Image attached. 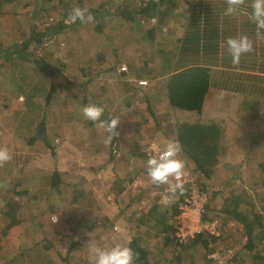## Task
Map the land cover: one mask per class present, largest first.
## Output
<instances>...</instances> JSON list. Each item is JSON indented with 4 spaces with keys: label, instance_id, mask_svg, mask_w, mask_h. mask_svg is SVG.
<instances>
[{
    "label": "crops",
    "instance_id": "obj_1",
    "mask_svg": "<svg viewBox=\"0 0 264 264\" xmlns=\"http://www.w3.org/2000/svg\"><path fill=\"white\" fill-rule=\"evenodd\" d=\"M122 1L127 3L131 0ZM185 2L187 4L186 9L189 8V10L185 9V13L181 16L175 15L178 18L175 19L177 22L174 25L167 23L164 25L165 36L171 32L175 37L174 42L176 44L173 43L171 49L169 46L163 45V42H158L156 45L148 43L150 35L155 37V34L160 31L159 28L155 27V29L153 28L154 31L152 29L143 33L142 45L136 50L140 54L139 56L136 55L137 57L132 54V50L135 51V44L129 45L132 46V50L128 49L129 46H127L125 51L117 46L118 38L126 35L118 29L102 32L90 30L91 32H87L82 29L68 28L59 34H54L55 39H58L57 43L62 41V44L70 41V38L65 36L71 33L72 35L79 34L88 37L82 42L85 49H81L84 47L83 45L77 46V48L80 47L81 65L75 66L79 68L76 71H81L82 74L76 77H71V73L70 77L69 75L64 77L61 74V70H66L67 64H71L68 58L72 55L70 52H74L73 49L76 48L74 43L71 45L67 43L65 50L63 48L58 50L62 57L58 56V59L55 60L60 63L61 70L54 69L51 61H49V59H54V51L41 59L35 57L36 60L34 61L33 56V61H24L29 65L34 63L30 67L27 65L15 67L16 74L19 73V75H16L14 82L16 85L18 84V87H16V93L8 99L11 102L9 104L13 105L11 109H14V111L11 110L12 114L10 113L13 124L8 125L10 127L7 131L5 130L6 133L0 126V140L3 145L8 149L13 146V155L18 159L24 153H29V157H32L35 151L40 150L43 154L46 153V150L50 151L55 155L58 162L57 166L53 172L42 170L40 180H46L49 185H52L54 191L62 193V195L66 194V190L62 189L67 185L65 182L69 181L70 184L73 181V185L76 184V187L81 191L83 189L87 196L89 184L93 180H99L96 172L102 168H106L108 172H114L116 171L114 168L116 164L125 162L131 165L137 164L141 168H137L138 171L144 173L147 167V158L156 154L151 147L152 143L156 142L162 147L163 142L168 139L178 140V128L189 124L194 125L193 122L197 116L199 118L200 114L203 117L202 120L199 119L200 123L204 124L207 132L209 131L207 127L213 123L216 127L211 133L221 134L218 147H221V150L226 146L230 147L231 150L225 158H231L228 155L231 151L233 152L234 148L251 149L253 148L252 142L264 140V133L262 136L258 135L262 131L259 132L258 128L262 129L264 125V114L260 116L254 111L259 104L264 105V30H258L255 21L251 18L253 0H241L235 13L227 11L229 0H201L200 3L196 0H185ZM185 2L182 1L179 6ZM179 6L177 8L181 7ZM97 11L101 13L100 8ZM95 14L98 15L96 12ZM107 15L123 19L117 15L116 9L107 11L105 15L99 14L98 18ZM169 15L171 13L163 18L170 19ZM133 16L136 19L138 14ZM128 21L131 24L134 22L133 19H128ZM194 30L210 36H213V32H215V40L208 42L207 48L205 44L194 45L189 39L187 40L188 35H191ZM240 36H247L250 39L254 51L243 55L238 64H233L231 56L227 52L226 40L230 37L239 38ZM62 38H65L64 42ZM2 44L3 42L0 43V46ZM17 44L12 43L15 46ZM185 44H189L186 47L189 52L183 47ZM87 45L91 47L87 48ZM72 46L75 48L70 50L69 47ZM194 47L197 50L201 47V52L200 56L194 55L192 57L203 60L205 66L210 68L212 94L222 93L224 95L223 98L217 99V103H226V105L227 102L231 103L230 110H227L225 114L212 109L210 111L209 105L206 103L200 114L170 107L168 104L166 80L169 75L164 76L163 71L159 73L158 70H164L168 65L170 67L175 66L178 64L177 61H181L184 57L189 59L192 51L196 50ZM152 50L158 51L161 56H149L148 53ZM171 50L174 59L172 64H168L165 56ZM122 62H126L130 67L129 72L120 71L119 66ZM41 66L48 69L52 68L54 71L57 70L55 71L57 74L50 75L48 69L42 72ZM88 67H92L94 71L82 69ZM139 67L155 68L157 72L149 70L150 74H141ZM18 68L19 71L16 70ZM140 80L148 81V85H139ZM56 95L61 99L56 98ZM90 103L104 107L103 119H107L109 116L120 118L121 122L117 128L118 135L112 141L106 142L107 132L105 128L100 127L98 122L93 123L83 116L82 108ZM216 105L211 104L210 106L215 107ZM230 113L232 114L229 115ZM247 116L258 118L253 119L249 124L245 120ZM7 121H9V117L3 120V127ZM167 124H169L168 128ZM201 134L200 132V139L208 137V133H206L207 136ZM210 136L207 144L211 146L214 136ZM258 136L261 139L258 140ZM5 138L9 141L6 142ZM31 141L34 143H29ZM191 145L194 147L193 144ZM186 146L191 147L190 144ZM115 147L119 152L118 156L112 153ZM241 153L242 151L233 156L235 162H239L240 159L238 158L243 156ZM248 153L253 157V151L248 150ZM180 156L185 160L187 158L183 151H181ZM33 157L36 158L35 155ZM222 158L224 160V157ZM187 162L189 167L194 165L191 159H187ZM211 163L213 162L211 161ZM211 166L216 170L215 162ZM55 172L59 174L62 180L61 185L57 186L58 188L54 186ZM19 183L21 185L22 181L19 180L17 184ZM73 189L69 193L74 196L73 192H76L77 189L75 187ZM79 190L77 195L80 196L81 191ZM123 219L124 225L129 223L130 228L135 227L136 229H141L149 223L147 222L148 219H135L136 223H130L131 217L127 219L123 217ZM109 220L113 221L114 219H104V223H100L98 226H103L102 229L108 228V224L111 223ZM114 221V224L122 225L118 218ZM139 231L133 233L129 240L138 237L143 244L142 233L145 231L138 233ZM149 231L147 232L149 233ZM255 238L261 242V237ZM221 240L225 242L224 251H219L213 246L207 249L204 254L203 252L196 254L195 259L192 258L191 260L185 256L187 252H183L185 255L182 254L181 264H264V251L253 248L251 243H249V247L245 245L243 248L240 247L236 251H232V246L235 248L237 240L228 237V235L224 236V233L217 241ZM242 241L240 244H243ZM201 244L208 248L213 242L207 239ZM195 247L190 250L193 251L196 249ZM154 258L158 259L157 257ZM154 258H152V264H158ZM171 264L176 263L172 262Z\"/></svg>",
    "mask_w": 264,
    "mask_h": 264
},
{
    "label": "rangeland",
    "instance_id": "obj_2",
    "mask_svg": "<svg viewBox=\"0 0 264 264\" xmlns=\"http://www.w3.org/2000/svg\"><path fill=\"white\" fill-rule=\"evenodd\" d=\"M11 1L2 0L0 2V43L3 42L6 43V46H10L15 42L18 43V48L23 47V41L28 39L29 31L35 25L40 27L43 23L47 25H55L59 22L65 23L69 12L74 7L87 8L90 13L96 12L98 15L92 14L95 18L92 23L82 24L76 22L77 24H66L64 26L66 27L65 29L75 28L86 30L87 32H91L90 30L102 32L109 29H118L122 34L125 33L126 35L118 38L117 46L125 51L127 46L135 44V51L131 48L132 46L128 47L130 50L133 49L132 54L134 56L140 55L136 50L142 45L143 33H146L153 25H157L159 22L156 24L151 23L150 20L140 22L141 18L136 17L131 24L126 17L121 19L111 15L98 18L99 14L105 15L107 11L115 9L118 16H120L121 10L126 7L133 11L139 4V0H131L127 3L122 0H43L45 2L43 5L39 4L38 0H17L14 4H20L19 7L13 6ZM186 6L187 4H182L180 8H174L170 12V19L162 17L161 25H157L160 31L155 34L154 40H152L154 43L163 42V45L169 46L170 49L173 43L176 44L173 33H167L165 36L164 25L166 23L174 25L177 22L175 19L178 18L176 16L183 15ZM39 7H41L40 10ZM98 8H100L101 13L97 11ZM186 10H189V8ZM132 13L137 15L135 12ZM162 23L164 24L162 25ZM83 32L85 33V31ZM65 37L70 38V41L64 42L65 38H62L64 42L62 44L60 39V42L57 43L58 39H55L54 34H50L43 39V43L36 48L35 52L32 48L29 51L37 59L49 56L54 51V59H49V61H51L54 69L61 70L60 63L55 60L58 59V56L62 57L58 50L62 48L65 50L67 43L69 45L74 43L77 48V46L83 45L82 42L88 38L79 34L72 35V33ZM83 46L81 49H85V45ZM90 47L87 45V48ZM73 48L75 47H69L70 50ZM75 49H73L74 52H70L72 55L68 58L71 64H67L66 70H61V74L64 77L65 75L70 77V73L72 74L71 77L81 76L82 74L81 71L77 72L79 68H76V66L81 65L80 47L76 51ZM251 51H254V46ZM148 55L161 56L158 51L154 50L149 52ZM16 61L18 65L14 66V68L21 67V65L30 67L34 64L31 63L32 65H29L19 58ZM10 63L12 62L8 61L9 65ZM122 63L127 64L126 62ZM35 66L37 65L35 64ZM14 68H9V66L4 69L0 68V126L5 133L10 127L8 125L13 124V118L10 113L14 109H11L13 105L9 104L11 102L8 99L16 93V87H18V84L16 85L14 82L16 78ZM82 69H87L90 72L94 71L92 67ZM16 70L19 71V68ZM48 71L55 73L57 70L54 71L49 68ZM162 71L160 70L159 73ZM223 96L222 93L213 95L212 89L210 90L208 101L206 102L210 111L212 109L225 114L227 110H230V102H227V105L226 103H217V99L223 98ZM56 98H58L57 95ZM211 104L217 105L211 107ZM254 111L257 115L260 114L262 116L264 114V105L259 104ZM6 117H9V121L5 122L4 128L2 123ZM251 118L247 116L245 120L250 124L253 119L258 117ZM199 119H203L201 114L199 118L197 116L193 123H199ZM205 119L207 118L205 117ZM245 124L248 125L247 123ZM168 127L169 124H167ZM209 127L214 129L216 125L210 123ZM258 129L259 132L262 130L260 133L257 130L258 135L262 136L264 125L262 129L260 127ZM213 134L214 137L211 143L213 151L210 160L213 163L215 162L216 170L214 169L210 177H206L200 171H197L193 164L190 167L191 169L194 168L193 178L206 200L207 208V214H204L200 228H198V223H194L192 226L194 229H202L201 233H207L210 237H215V240L213 241L212 238L208 239L213 242L208 248L203 247L199 243V246L197 245L196 249H193L195 252L190 249L184 251L187 253L183 255L190 260L192 258L195 259L196 254H201L202 252L204 254L207 249L213 246L219 251H224L225 242L223 240L217 241L223 236V233L224 236L228 235V237L237 240L235 248L231 244L232 251H236L240 247L243 248L245 245L249 247V243H251L253 248L264 251V140L258 136L257 139L261 140L258 141L259 143L252 142L251 146L253 148H234L233 152L231 151L230 155H228L231 158H225L231 149L226 146L221 150V147H218L221 134ZM201 139L204 141L203 143H206L210 138L204 137ZM7 141L9 140L6 139ZM0 147H5L1 140ZM9 150L12 153L13 162L11 160L6 164L0 165V264H46L49 258L53 261V264H63L64 262L69 264H92L88 248L90 240L95 241L101 247H110L115 243L129 245V237L133 233H137V230H140L138 233L145 231L142 233L143 245L150 256H152L151 258H158H154L156 263L171 264V261L177 259L178 256H182V254H178V249L175 246L166 248L163 244L164 235L160 234L164 224L161 221L164 217H167L166 221L173 226H176L175 222L178 223L180 221L182 212L174 218L172 207L174 203L172 200L174 198L178 200L179 197L176 193L173 195L167 189L164 190V185H154L147 176L146 170L144 173L143 171H138L141 168L137 164L131 165L125 162L116 164L114 166L116 171L114 172H108L106 168L100 169L96 172L99 180H93L89 184L87 196L83 189L81 191L76 187V184L73 185V181L70 184L69 181L65 182L67 185L62 189L66 190V194L62 195L54 191L51 187L52 185H49L46 180H40L42 170L55 171L58 162L53 153L46 150V153L43 154L40 150L31 149L35 151L33 156L35 155L36 158L33 156L29 157V153H24L18 159L13 155V146ZM248 150L254 152L253 157L250 156ZM241 151L243 156L238 158L240 159L239 162H235L233 156L240 154ZM112 153L115 156L119 155L116 147L112 150ZM221 156L224 157V160ZM20 168L23 169L21 170ZM143 168L145 169L144 166ZM19 180L22 181L21 185L20 183L17 184ZM172 183L174 184L173 180ZM74 187L77 191L73 192L75 194L73 196L69 192L74 190ZM185 187H183V193L179 190L180 196L185 195L187 192ZM78 190L81 191L80 196L77 195ZM165 195L173 199H170L168 203H163L162 198ZM235 199L239 200L238 204L233 203ZM226 200H231L229 205L231 214L223 212ZM236 208L241 212L247 213L246 217L248 220H244L245 222L238 220L234 216V209ZM53 215L56 216L55 221L52 219ZM190 216V212H188V216L182 215V217H185L184 219H188ZM123 217L126 219L131 217L132 221L130 223H136L138 219H148L147 222L149 223L141 229L130 228L129 223L125 224L126 226L122 223L124 221ZM108 218L114 220L118 218L122 225H119V223L114 224V220H109L111 223L108 224V228L102 229L103 226H98L100 223H104V219ZM184 223L187 224V221ZM117 225H119L118 228H116ZM255 237H261V242L255 240ZM240 241L243 244H240Z\"/></svg>",
    "mask_w": 264,
    "mask_h": 264
},
{
    "label": "trees",
    "instance_id": "obj_3",
    "mask_svg": "<svg viewBox=\"0 0 264 264\" xmlns=\"http://www.w3.org/2000/svg\"><path fill=\"white\" fill-rule=\"evenodd\" d=\"M2 0H0L1 2ZM17 0H12V5L15 7H19L20 4L15 5L14 3ZM184 2L185 0H163L159 3H150L146 7H142L139 4L136 8L131 11L129 8H124L121 10V13L119 14L120 17H128V19L135 20V17L133 16L132 12H135L138 14V17L141 19L140 22H145L147 20H150L152 17H158V26L161 25V21L163 20L162 17L167 16L174 8L179 6L181 2ZM198 3H200L201 0H196ZM38 3L43 5L45 2L43 0H38ZM186 4V2L184 3ZM181 6V5H180ZM179 6V7H180ZM45 7V6H43ZM41 7H39L40 10ZM119 13V12H118ZM91 14H95V12H91ZM216 23V22H215ZM77 24V23H76ZM66 23L59 22L57 24H42L40 27L38 25H35V27L31 28V31H29V36L27 40L23 41V47L18 48L19 46H5L4 43L2 46H0V68L4 69L6 66H9V68H14V66L18 65L17 58H19L21 61H33V54L29 49H33V51H36V48L41 46L43 43V39L50 35V34H59L65 30L66 27H64ZM157 25H153L150 30H152L154 27L158 28ZM154 28V29H155ZM153 29V31H154ZM153 33V32H152ZM150 40L148 43H154L152 40H154V37L152 34L150 35ZM191 43H194V45L200 46L205 44V47H208V42H213L215 40V32H213V36L201 34L199 31L195 30L191 35H188ZM145 38V37H144ZM149 39V37H147ZM152 38V39H151ZM147 39V40H148ZM202 41V44L200 42ZM155 45L157 43H154ZM153 44V45H154ZM193 45V46H194ZM189 44H185L183 47L186 49ZM193 49V47H191ZM196 48V47H194ZM201 48V47H200ZM200 48L197 50L192 51V55L189 57V59H186L185 57L181 59V61H177L178 64L175 66L170 67L168 65L163 70V75H169L168 79L166 80V90H167V97H168V104L170 107L178 108L184 111H190V112H198L199 114L202 112V109L206 103L207 96L211 89V81H210V68L206 67L203 60L194 58L192 56H200ZM187 50V49H186ZM185 50V51H186ZM203 50H205L203 48ZM187 52H189L187 50ZM169 55V56H167ZM165 56L166 62L168 64L173 63V52L167 53ZM173 56V57H172ZM34 57V61H35ZM8 61H11L10 65L8 64ZM44 66V65H43ZM41 66V71H45L48 68H44ZM141 74H150V71L157 72V69H150V68H138ZM159 72V70H158ZM49 74V73H48ZM54 74L53 72H50V75ZM16 75H19L16 74ZM200 123V122H199ZM195 123L194 125H185L184 127H179L177 131V139L181 142L182 145V151L186 154L188 159H191L193 161L196 170L200 171L203 175L206 177H210L211 173L214 172L213 163H211L210 158L212 156L213 148L212 146L208 145L206 143H203L204 141L200 139V132L201 135H205L208 137L210 135L213 136V132L215 130L209 127V131L207 132V129H205L204 124ZM206 133H208L206 135ZM211 137V136H210ZM35 140V139H34ZM31 144L34 143V141L29 142ZM190 144V148H188L186 145ZM194 147H192V145ZM202 145V146H201ZM198 146V147H197ZM201 146V147H200ZM202 147H204L202 149ZM202 155H205L204 157H200ZM183 158V157H182ZM186 158V159H187ZM187 162V160H185ZM188 164V162H187ZM192 170V175H193ZM55 176V182L54 186L58 188L59 184L61 185V178L59 177V174L57 172L54 173ZM174 182V181H173ZM175 183V182H174ZM157 185V184H154ZM164 185V190L168 189L169 185ZM186 186V185H185ZM184 187V185H183ZM189 186H186L185 189L188 194L189 192ZM185 190V191H186ZM184 191V192H185ZM61 192V191H60ZM183 193V192H182ZM181 193V194H182ZM62 194V193H61ZM176 195H178L179 199L175 200V198H171V200L174 202L173 207V216L174 218L177 217L181 213V206L186 202L185 199L187 195H181L179 194V190H177ZM172 197V195H171ZM231 200H226V206L224 209V213H230L231 214V208H229ZM239 200L235 199L233 203L238 204ZM232 206V204H231ZM207 209V208H206ZM235 214L234 216L238 220H242V222H245L247 219L246 215L247 213L239 211L238 208L234 209ZM207 214V212H205ZM206 217V215H205ZM167 217H164V219L161 222H164L161 233L164 235V246L166 248H172L175 246L178 250V254H183L184 251L187 249H191L192 247H195L199 243H204L205 240L212 238L213 241L215 240V237H210L207 233H201L196 235L194 239H190L187 243H182L179 241V239L176 237L177 228L176 226H173L171 223H168ZM245 220V221H244ZM175 224H177L175 222ZM263 227V226H262ZM252 235V234H251ZM251 239V237H249ZM250 245V244H249ZM129 246L134 250V252L137 254L136 264H152V258L149 254V252L146 250L144 245L140 242V239L138 237H133L130 240ZM207 246V245H206ZM183 256H178L177 259H174L171 262H175L176 264H181ZM182 259V260H181ZM46 264H53V261L49 258L48 263ZM63 264H69L64 262Z\"/></svg>",
    "mask_w": 264,
    "mask_h": 264
},
{
    "label": "clouds",
    "instance_id": "obj_4",
    "mask_svg": "<svg viewBox=\"0 0 264 264\" xmlns=\"http://www.w3.org/2000/svg\"><path fill=\"white\" fill-rule=\"evenodd\" d=\"M241 0H229V13H235L236 7ZM251 18L255 21L258 30H264V0H253ZM94 16L87 8L74 7L65 20L66 24L76 22L92 23ZM227 52L231 56L232 63L238 64L241 57L252 50V42L247 36L239 38H228L226 40ZM83 116L93 122L99 123L100 127L106 129V142L113 140L118 135L117 128L121 120L119 117L109 116L103 119L105 109L103 106L95 103L87 104L82 108ZM152 149L156 152L150 155L146 160V174L154 184L169 185L167 191L173 195L177 190L183 191V185L180 178L185 174V162L180 159L182 145L179 140L168 139L163 142L162 147L158 143H152ZM13 159L11 151L7 147H0V165L6 164ZM175 179L176 183H172ZM170 197L165 195L162 198L163 203H168ZM53 221L56 216L53 215ZM89 253L92 264H136L137 254L127 244L115 243L110 247H101L95 241L88 243Z\"/></svg>",
    "mask_w": 264,
    "mask_h": 264
},
{
    "label": "built area",
    "instance_id": "obj_5",
    "mask_svg": "<svg viewBox=\"0 0 264 264\" xmlns=\"http://www.w3.org/2000/svg\"><path fill=\"white\" fill-rule=\"evenodd\" d=\"M161 1L163 0H139V5L142 7H146L150 3H159ZM150 21L151 23L156 24L158 22V17L156 16L152 17ZM119 68L121 72L129 71V67L125 63H121ZM138 83L141 86L148 85V81L146 80H140ZM180 159L184 160L185 162V170H184L185 174L180 178V183H182V185L184 186L186 185L190 187L187 197L185 199L186 202L182 205L181 212L182 215H187V216H188V212H190L191 216L188 219H184L185 217H182V215L180 216L179 219L180 221L176 224V228H177L176 237L179 239L180 242L186 243L190 239H194L196 235L201 234L202 232L201 231L202 229H198V228H200V223L206 212V200L204 199L203 194L199 191V188L196 186L195 180L192 175V169L189 167V165L187 164L184 158L180 156ZM173 181L176 182L175 179H173ZM186 221L187 224L184 223ZM194 223L199 224L198 228L194 229V227L192 226L194 225Z\"/></svg>",
    "mask_w": 264,
    "mask_h": 264
}]
</instances>
